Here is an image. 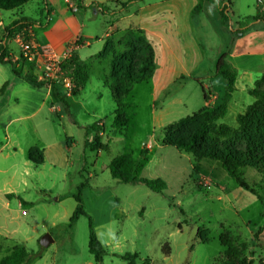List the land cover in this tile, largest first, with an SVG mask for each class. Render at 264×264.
<instances>
[{
	"label": "rangeland",
	"instance_id": "1",
	"mask_svg": "<svg viewBox=\"0 0 264 264\" xmlns=\"http://www.w3.org/2000/svg\"><path fill=\"white\" fill-rule=\"evenodd\" d=\"M47 2L54 8L56 19L69 15L63 0ZM85 2L87 7L76 12L81 21L88 26H111L112 12L96 14L88 7L93 0ZM257 4L259 12L264 15L262 4ZM256 10L255 0H232L230 24L233 29H238L244 18L256 14ZM5 13L11 17L23 14L32 20H47L46 2L43 0H31L22 8ZM215 18L212 14L209 19L208 43L211 50L209 55L207 53L205 66L208 60L210 63L227 47L229 38L233 41L232 50L264 49V35H260L258 43H253L247 32L243 38L235 36L231 27ZM263 27L262 23L260 29ZM262 31L264 34V29ZM118 37L112 42L115 45L121 41ZM12 49L17 51L13 44ZM184 51L182 49L180 54ZM143 54L149 57L146 51ZM132 55V65L138 71L141 67L140 49H135ZM246 60L255 62L251 58ZM43 62L36 56L24 61L20 68L25 73L31 70L36 80L50 84L54 81L51 76L48 79L42 77L44 72H51ZM102 63L106 66L90 64V74L108 80L112 71L108 62ZM214 65L211 64L213 69ZM146 70L149 71L148 68ZM211 73L214 74V70ZM208 79H201V83L193 75L181 74L171 87L159 94L156 101L153 100L151 80L134 84L124 98L128 124L122 130L114 127L115 104L112 98L94 83L72 101L71 111L80 125L70 122L65 108L59 104L53 106L48 99L39 112L13 124L10 132H14L24 146L40 142L47 130L45 138L58 144L61 142L65 147L63 157L58 158L60 163H47L42 172L28 177V187L19 181L20 199H13L16 219L10 224V230H19L20 243L29 252L28 264H95L88 248L89 220L105 248L102 264H128L123 258L127 254L138 255L136 264H220L225 259V248L220 243L223 233L229 235L241 257H249L254 264H264V140L256 138L251 143L240 136L243 131L239 120L241 116H256L255 98L251 92L259 79L253 85L239 84V88L236 87L237 91L228 102L227 115L217 122L239 130L240 134L229 138L212 134L202 148L240 160L245 179L255 186L262 199L239 187L219 161L197 160L191 153L175 146L177 142H186L196 129L197 120L193 116L198 110L205 106L216 108L223 100L225 80L220 76ZM93 81L96 80L93 78ZM202 86H206L207 100ZM44 94V89H22L19 113L30 114L37 109ZM98 121L103 122V135L98 137L109 146V150H91L97 134L84 126ZM99 124L102 125L101 122ZM4 136V128L0 125V140ZM70 140L72 146L68 145ZM144 148L147 154L143 158ZM120 155H128L137 163L135 174L138 177L160 178L165 181L166 189L154 192L144 184H126L113 178L109 165ZM38 157L35 152L34 158ZM18 158L22 160L19 153ZM84 182L88 183L81 197L85 214L70 226L69 219L77 207L74 195ZM19 201L23 202L22 206L18 205ZM45 234L53 239L46 247L40 243ZM243 243L247 244L244 251ZM0 245L3 246L0 260L16 247L2 239Z\"/></svg>",
	"mask_w": 264,
	"mask_h": 264
},
{
	"label": "crops",
	"instance_id": "2",
	"mask_svg": "<svg viewBox=\"0 0 264 264\" xmlns=\"http://www.w3.org/2000/svg\"><path fill=\"white\" fill-rule=\"evenodd\" d=\"M44 1L46 2L47 9L46 22H43L41 19L32 20L23 14H16L11 17L7 15L8 13H5L6 11L0 10V33L3 34L5 29L12 22L21 18H27L36 23V25L33 26V34L38 44L53 47L61 53L68 45L74 44L79 40L82 42V45L74 47V50L78 53L83 62L92 65L99 63L100 66L102 65L105 67L106 65H104L105 63H102V61H106L108 62L109 69H111L110 58L107 60L98 58V56L104 52L107 43L113 42L118 36L119 40H122L127 32L140 31L144 39L153 48L155 70L150 80L153 84L152 95L154 101L158 99L161 92L171 87L181 74L187 73L191 76L193 75L198 78L200 82L201 79H208L211 76H215L216 79L218 76L215 75L216 66L214 65L213 69L211 64H217L218 59L228 51V62L238 73L236 82L237 88H239V84L243 86L253 85L257 79L264 75V49L252 50L251 48L247 50L248 52L232 50L231 46H233V41L230 40V38L228 39L227 47L211 60L210 63L208 60L207 66H205V59H208L207 53L209 55L211 50V46L208 43V24L210 16L214 14L216 16L215 19L222 23V18L218 9L211 1H203L202 11L193 14V10L200 3V0H119L118 2L114 0H106V2L93 0V2L104 5L108 11L112 12L110 16L112 24L107 28L103 27V24L88 26L81 21V17L76 16V12L84 10L81 5L87 6L88 3L85 2V0H70V3L63 0L68 9L72 8V11L67 9L69 15L64 19H56L53 16L54 8L48 4V0H43V2ZM125 4H127L126 7L123 6ZM262 6L264 9V0ZM90 8L94 10L96 14L101 13L104 15L99 8L95 6ZM255 8L257 9L256 14L249 17H253L257 15V13H260L257 0H255ZM261 15L264 16L263 13H261ZM40 23H48V25L44 28H40ZM262 23L264 24V21L261 20L253 22L247 31L253 43H258L260 35H264L262 31L264 27L260 29ZM223 28L224 27H221V30H223ZM97 29H100L99 32H97ZM244 36L245 35L241 38ZM203 37L206 40H203ZM12 44L17 48L16 52L12 49ZM7 46L13 58L19 62L21 55L19 39L17 37L8 39ZM182 49L185 51L180 54ZM248 58L255 59V62L247 61L246 59ZM22 65L23 63L19 62L18 67L20 68ZM213 70L214 74L211 73ZM198 71L207 73L204 74ZM93 78L96 81H93ZM92 83H94L95 87L101 89L107 97L112 98L113 104H115L105 80H103L101 76H96L92 73L90 74L86 87L78 96L85 92ZM202 87L204 89L206 88V86ZM22 89L45 90L44 98L41 100L39 107L30 114L19 113V107L22 104ZM76 97L77 96L73 97L70 95L66 97L70 112L77 123L73 122L70 116L69 120L74 124L80 125L71 111L72 101ZM46 99H48L53 106L59 104L64 107L63 104L58 103L53 96L51 87L35 86L27 82L23 77L15 75L11 65L0 63V125L5 131V136L0 140V239H2V241H9L14 245H23L20 243L19 232H17L19 230H10V224L16 219L13 214V199L15 197L17 201L20 199V192L18 191L20 182L24 185L30 184L28 177H35L38 173L42 172L47 163L50 165L59 164L58 158L60 156L62 158L65 153V147L61 142L58 144L59 142H53L48 139V137L45 138L47 130L40 142L26 146L21 143L19 138L15 137L16 134L14 132H10V128L19 119L34 115L45 107ZM115 110L116 104L113 109L114 115ZM99 122L103 125L102 121L95 123ZM95 123L84 127L86 130L97 134V136L103 135V132L96 133V131L92 129ZM35 131H37V128H35ZM68 145L72 146L71 140L68 142ZM71 146H69V148ZM86 146H88V143ZM31 149L37 150L38 152L36 153L42 155V163L39 166H36L29 158ZM18 153L22 155V162L18 158ZM63 162L64 161L61 160V163ZM22 204L23 202L19 201L18 205L22 206ZM22 213L24 215L25 211ZM27 215L28 213H26V216Z\"/></svg>",
	"mask_w": 264,
	"mask_h": 264
},
{
	"label": "trees",
	"instance_id": "3",
	"mask_svg": "<svg viewBox=\"0 0 264 264\" xmlns=\"http://www.w3.org/2000/svg\"><path fill=\"white\" fill-rule=\"evenodd\" d=\"M31 0H0V10L10 11L18 9ZM203 1L200 0V3L193 10V14L200 13L203 9ZM211 1L216 8L218 9L222 23L228 28H232V32L235 36H243L245 32L249 30L251 24L257 20L264 21V16L261 13L253 17L244 18L238 29H233L230 24L231 16L230 11L232 9L231 0H207ZM129 4V3H127ZM123 5L126 7V5ZM82 8L87 6L81 5ZM97 7L101 12L108 11L107 8L98 3L92 2L88 7ZM36 25L35 22L27 18H21L12 22L6 29L3 34L0 33V63L9 64L13 68L15 75L23 77L27 82L35 86H49L51 87L52 94L56 98L58 103L63 104L66 108L71 120H74L72 113L70 112L69 103L67 98L63 93V88L65 83L64 79H67L71 83V88L68 90L70 96H78L82 90L86 87L89 78H90V64L85 63L81 60L78 53L73 50L71 55L65 59L60 65L61 79L58 81H53L52 83H47L45 81H38L31 75L30 72L24 73V71L18 67L19 62L24 63L27 59L21 54L20 61L17 62L10 53V50L7 46V41L10 38H15L18 35L25 34L26 40L30 39L29 31L33 26ZM48 23H40L39 27L44 28ZM81 41H76L74 44L68 45L67 47H76L81 46ZM140 49L141 51V67L136 71L132 65L133 52L135 49ZM146 51L149 53V57H145L143 52ZM100 59H109L111 64L112 76L110 79L105 80V83L108 86L109 91L115 101L116 110L114 117V127H117V130L124 129L128 124V119L125 115V103L124 98L130 93L132 86L134 84L149 81L155 70L154 62V53L151 45L144 39L142 32L140 31H130L127 32L123 39L115 45L112 42L107 43L104 52L98 56ZM148 68V72L147 69ZM120 69L116 73V70ZM216 74L222 77L225 80V94L221 104L213 109H210L208 106L202 107L197 113L193 116L197 120L196 129L189 135L186 142H177L175 146L178 149L184 150L186 153H191L197 160L201 159H211L217 160L221 163L223 169L228 174V176L236 181L239 187L247 190L262 199L258 191L255 189V186H252L244 177V173L241 171L242 162L231 156H227L223 153L213 152L202 148L204 142L212 135L217 134L222 137H235L238 136L239 130H236L225 124H217L220 119H223L228 112V102L232 94L236 91V82L238 73L228 62V53H224L216 64ZM45 73L43 74V76ZM264 75L256 81L255 89L251 92L252 96L255 98V107L254 113L256 116L250 117H240V125L243 133L240 136L244 137L247 141L254 143L256 138L264 140ZM204 99L207 100V94L202 87ZM62 91V92H61ZM77 123V122H76ZM249 124V125H248ZM251 128L252 130H249ZM92 129L96 133L103 131V125L95 123L92 126ZM95 143L91 147V150L103 151L109 150V146L103 144L99 137L97 136L94 140ZM38 152L35 149H31L29 152V158L35 163L36 166H39L42 163V155H39L38 159L34 158V153ZM147 154L146 148L142 152L143 158ZM137 163L132 160L128 155H120L116 157L109 165V169L113 178L119 180L122 183L126 184H135L140 183L146 185L150 190L154 192H163L167 185L164 180L158 179H147L140 178L135 174ZM87 182L82 183L77 190V193L74 195L77 202V207L73 212L72 216L69 219V225L73 226L74 223L78 220L80 215L85 214L83 207L81 206L82 192L83 189L87 186ZM89 243L88 248L89 252L93 255L95 264H102L105 256V248L103 244L97 237L95 230L92 225V221L89 220ZM220 243L225 248L224 257L225 259L220 264H254V261L249 257H241L238 249L236 248L234 242L229 237L227 233H223L220 236ZM247 244H242V250H246ZM3 249V246L0 245V250ZM10 253L0 261V264H28L29 252L22 245H16V247L9 251ZM137 254H127L123 256L125 260L128 261V264H136L135 258ZM150 262V261H149Z\"/></svg>",
	"mask_w": 264,
	"mask_h": 264
},
{
	"label": "built area",
	"instance_id": "4",
	"mask_svg": "<svg viewBox=\"0 0 264 264\" xmlns=\"http://www.w3.org/2000/svg\"><path fill=\"white\" fill-rule=\"evenodd\" d=\"M67 3H70V0H66ZM258 3L262 4L263 0H257ZM72 9V8H71ZM33 28L29 31V36L30 39L27 41L26 35L21 34L18 35L17 38L20 41L21 45V54L27 59V60H32L33 57H41L44 62L43 66L48 67V69H51V72L47 73L44 72L45 79L53 78L54 81L60 80L61 73H60V65L61 63L67 59L71 53L74 50V47H66L61 53H59L56 49L50 46H43L38 44L35 39H34V34H33ZM49 75V76H48ZM63 83H65V93L69 95L68 90L71 88V83L67 79L63 80Z\"/></svg>",
	"mask_w": 264,
	"mask_h": 264
},
{
	"label": "water",
	"instance_id": "5",
	"mask_svg": "<svg viewBox=\"0 0 264 264\" xmlns=\"http://www.w3.org/2000/svg\"><path fill=\"white\" fill-rule=\"evenodd\" d=\"M51 242H53V239L49 234H45L40 240L41 245L44 247L48 246Z\"/></svg>",
	"mask_w": 264,
	"mask_h": 264
}]
</instances>
